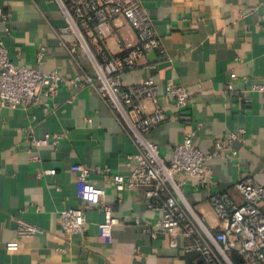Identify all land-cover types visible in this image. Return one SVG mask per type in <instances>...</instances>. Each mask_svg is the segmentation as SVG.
I'll use <instances>...</instances> for the list:
<instances>
[{"label": "crops", "instance_id": "1", "mask_svg": "<svg viewBox=\"0 0 264 264\" xmlns=\"http://www.w3.org/2000/svg\"><path fill=\"white\" fill-rule=\"evenodd\" d=\"M142 2L162 39L163 51L148 52L137 68L125 72V83L135 85L151 77L163 88L172 80L192 93V103L182 117L171 100L162 99L171 119L152 129L151 140L170 157L171 148L190 130H196L194 141L205 152L213 149L216 138L232 132L241 137L232 144L239 152L237 158L209 160L212 179L207 188H197L196 177H189L185 188L193 208L217 229L209 193L229 191L240 200L235 183L248 173L264 184V93L250 92L252 102L238 95L264 74V0ZM0 10L11 14L9 22L0 20V36L15 63L46 72L57 69L67 77L94 73L84 50L78 51V61L71 56L69 48L77 38L62 31L67 22L59 0H0ZM115 24V33L104 43L114 55L125 42L137 41L124 17L116 18ZM43 46L40 63L38 52ZM233 71L237 78L232 93L227 84ZM46 100L51 106L48 111L42 105L0 106V264H196L199 254L184 249V237L180 246H174L168 234L154 239L143 231L161 215L148 207L144 187L122 193L116 189L111 175L130 173L135 163L130 156L137 147L96 87L75 88L65 81ZM146 104L151 111L152 102ZM46 134L63 137L57 147L33 145V138ZM76 163L93 170L110 169L91 176L92 182L106 189L105 201L121 221L110 242L99 239L103 211L84 204L79 196L77 172L71 168ZM50 168L57 172L44 173ZM78 206L84 207L88 222L69 242L59 213ZM20 218L42 232L21 238L19 248L11 250L8 243L17 238Z\"/></svg>", "mask_w": 264, "mask_h": 264}, {"label": "built area", "instance_id": "2", "mask_svg": "<svg viewBox=\"0 0 264 264\" xmlns=\"http://www.w3.org/2000/svg\"><path fill=\"white\" fill-rule=\"evenodd\" d=\"M59 1L67 22L62 31L71 32L77 38V43L69 48L71 56L78 61V51L84 50L93 64L94 73L67 77L57 69L46 72L15 63L0 36V106L29 109L42 105L48 111L51 106L46 98L56 95L63 82L70 81L75 88L82 84L94 85L137 147L130 156L135 162L130 173L111 175L116 189L122 193L144 187L148 207L161 212L154 222L144 226L143 231L154 239L168 234L174 246H180V238L184 237V249L199 254L196 264H264V184L248 173L241 175L235 183L240 200L229 191L209 193V202L219 222L217 229L193 208L185 190L189 177L197 178V188H207L212 179L209 160L217 156L228 161L237 158L239 152L232 144L241 138L240 135L232 132L216 138L213 149L205 152L194 141L196 130H190L171 148L170 157L164 155L160 145L149 137L154 127L171 119L162 99L171 100L181 116L192 103V93L189 87L172 80L163 88L151 77L135 85L125 83V72L137 68L148 52L163 51L162 39L142 0ZM120 16L135 30L137 41L125 42L119 54H109L104 43L115 33V20ZM10 17V13L0 10V20L7 23ZM11 28L6 25L7 32ZM45 50L43 46L38 52L40 63H43ZM150 67L155 68L156 64H150ZM234 78H237L235 71L231 72L227 84L232 93ZM249 79L244 76V80ZM249 85L238 93L246 102L253 101L250 92L264 93V74ZM146 100L154 106L151 111ZM62 137V134L55 137L46 134L42 138H33L32 142L34 146L57 147ZM71 168L77 172L82 202L97 206L104 213V220L99 223V239L112 241L114 227L121 222L120 218L114 214L113 205L105 201L106 189L91 180L93 173L102 174L110 169L98 166L93 170L81 163L73 164ZM56 172L55 168L44 170L46 174ZM59 215L69 242L88 222L84 207L66 208ZM39 232H42L39 226L20 218L17 238L8 243V248L17 250L21 238Z\"/></svg>", "mask_w": 264, "mask_h": 264}]
</instances>
